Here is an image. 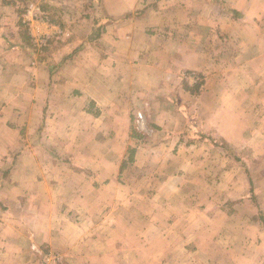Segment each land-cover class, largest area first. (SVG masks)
<instances>
[{"label": "crops", "instance_id": "0c3cea01", "mask_svg": "<svg viewBox=\"0 0 264 264\" xmlns=\"http://www.w3.org/2000/svg\"><path fill=\"white\" fill-rule=\"evenodd\" d=\"M91 1L0 0V264H264V0Z\"/></svg>", "mask_w": 264, "mask_h": 264}, {"label": "rangeland", "instance_id": "374dc122", "mask_svg": "<svg viewBox=\"0 0 264 264\" xmlns=\"http://www.w3.org/2000/svg\"><path fill=\"white\" fill-rule=\"evenodd\" d=\"M19 1H20V6H21L22 10H25L26 7L30 4H35L36 6L42 7L45 11L48 9L52 10V12H48L49 15H53V16L61 17V18L64 17V20L67 22V25L65 27L67 31L69 29L70 30L73 29L75 27V24L79 23L78 20H80L81 22H85V21L87 22V19L85 18V16H90V19H91L92 11L93 12L97 11V7L92 5L91 0H19ZM59 4H60V6H63L62 9L65 11L60 12L58 9H56V8H58ZM21 15H23V14H21ZM7 31H9V30H7ZM25 31H26V29H25ZM145 122L147 124L149 121L145 120ZM193 122H196V128L197 127L200 128V125L202 122L200 117L198 120H196V119L193 120ZM199 128H198V130L195 129L194 133H190V132L185 133L184 136H185L186 140H196L197 136H201ZM198 133H199V135H195ZM186 135H187V137H186ZM254 152L255 151H253V149H251L250 147L243 149V155H244L245 160L247 162L245 165L248 168L252 169L251 170L252 172H249V174H250V176L253 177L255 182H258V188H259L258 192H259L260 197L263 198L264 197V159L255 158ZM257 152H259V151L257 150ZM255 171H258V173H256ZM129 175H133L135 181L140 179V177H141V173H136V172H130ZM127 176L128 175H125V177H127ZM145 179L143 180V182L145 181ZM142 184L143 183H140L139 186H141ZM138 190H139V188L138 189L136 188V191H138ZM139 191H141V190H139ZM153 193H154V191L151 190L150 194L142 193V195L146 196V195H151ZM258 200H259V198H258ZM225 207H227V209L230 212H236V211L242 212L241 214L245 217V219H247L248 214L250 212L249 208L243 203L242 204H240L238 202L237 203H228ZM251 211L254 212V209L252 208ZM263 215H264V211H263ZM256 218H258V215ZM247 222L252 223V221L250 222L249 220ZM243 223H245V222H242V224ZM256 223H258L260 225V223H264V222L259 220V222H256ZM262 230L264 231V227H262ZM263 257H264V254H263Z\"/></svg>", "mask_w": 264, "mask_h": 264}, {"label": "trees", "instance_id": "16d2710c", "mask_svg": "<svg viewBox=\"0 0 264 264\" xmlns=\"http://www.w3.org/2000/svg\"><path fill=\"white\" fill-rule=\"evenodd\" d=\"M98 30V29H97ZM97 30L95 31V35H96V37L98 36L97 35ZM25 35V34H24ZM25 37V36H24ZM137 135V132H133V137H135ZM204 136H202V138H203ZM131 152H134V151H131ZM251 184H253L252 183V181H251ZM255 203H257L256 201H255ZM259 215H260V220L262 221V222H264V215L262 214V211L260 210L259 211Z\"/></svg>", "mask_w": 264, "mask_h": 264}, {"label": "built area", "instance_id": "2783aa9c", "mask_svg": "<svg viewBox=\"0 0 264 264\" xmlns=\"http://www.w3.org/2000/svg\"><path fill=\"white\" fill-rule=\"evenodd\" d=\"M45 257H46V256L43 257V260H47V258H45ZM55 260H56V258H55Z\"/></svg>", "mask_w": 264, "mask_h": 264}]
</instances>
